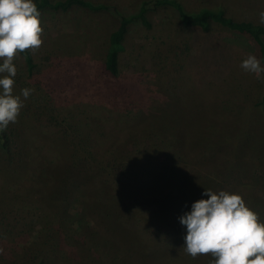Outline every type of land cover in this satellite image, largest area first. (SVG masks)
<instances>
[{
	"label": "rangeland",
	"instance_id": "374dc122",
	"mask_svg": "<svg viewBox=\"0 0 264 264\" xmlns=\"http://www.w3.org/2000/svg\"><path fill=\"white\" fill-rule=\"evenodd\" d=\"M81 1L47 0L35 68L13 59V94L33 92L6 129L11 153L0 148V264H211L185 252L178 219L205 189L239 193L264 221V79L240 67L259 59L256 42L161 6L151 27L130 25L113 77L119 20ZM88 1L129 14L144 0ZM180 1L242 21L264 11V0Z\"/></svg>",
	"mask_w": 264,
	"mask_h": 264
},
{
	"label": "clouds",
	"instance_id": "9594fccd",
	"mask_svg": "<svg viewBox=\"0 0 264 264\" xmlns=\"http://www.w3.org/2000/svg\"><path fill=\"white\" fill-rule=\"evenodd\" d=\"M40 12L35 0H0V132L15 123L33 89L13 94L17 68L14 56L42 44ZM264 23V11L259 14ZM240 67L258 79H264V65L248 55ZM191 203L189 211L178 217L185 226V252L195 258L210 254L211 264H264V221L247 206L239 193L205 189Z\"/></svg>",
	"mask_w": 264,
	"mask_h": 264
},
{
	"label": "trees",
	"instance_id": "16d2710c",
	"mask_svg": "<svg viewBox=\"0 0 264 264\" xmlns=\"http://www.w3.org/2000/svg\"><path fill=\"white\" fill-rule=\"evenodd\" d=\"M81 3L90 9L108 10L119 20L118 27L110 34L104 62L105 70L113 77H119L121 73L120 57L121 53L125 50V38L128 34L130 25L134 23H142L146 27H151L152 23L149 19V13L157 10L161 6L173 7L179 14L182 23L186 26L210 30L213 25H220L221 27L230 30L241 33H249L256 42L259 59L261 64L264 65V23L253 20H237L233 16L228 15L226 9L223 7L203 6L195 12H189L184 8V5L180 0H144L136 12L126 14L113 5L103 3L96 4L88 0H83ZM48 4L49 2H47V0H38V10ZM21 54L25 58L28 70L32 72L36 66L32 52L28 49ZM257 103L258 105H262V108L264 109V93L262 98ZM78 147V153L82 152L87 156H91L93 154L89 148H86L83 145L82 148L80 146ZM0 148L6 154H10L12 151V141L7 130L0 132ZM37 264L43 263L39 262Z\"/></svg>",
	"mask_w": 264,
	"mask_h": 264
}]
</instances>
